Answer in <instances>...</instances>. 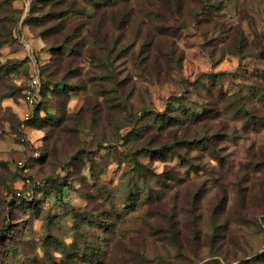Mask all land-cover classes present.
I'll return each instance as SVG.
<instances>
[{"label":"rangeland","instance_id":"374dc122","mask_svg":"<svg viewBox=\"0 0 264 264\" xmlns=\"http://www.w3.org/2000/svg\"><path fill=\"white\" fill-rule=\"evenodd\" d=\"M31 1L0 0V27L13 29L0 47V235L23 251L11 264H264V128H244L249 113L236 111L241 100L264 113L252 99L264 88V0H131L103 9L107 38L93 49L105 58L109 47L110 66L84 48L48 67L59 79L70 64L68 81L85 89L68 102L63 129L28 126L27 143L16 129L29 106L11 92L57 39L24 21ZM90 17L74 12L68 22L89 36L98 22ZM39 148L44 161L32 158ZM89 158L104 170L95 179ZM19 161L36 180L71 184L37 207L17 206L14 195L27 189ZM65 205L108 214L76 234L72 218H61Z\"/></svg>","mask_w":264,"mask_h":264},{"label":"trees","instance_id":"16d2710c","mask_svg":"<svg viewBox=\"0 0 264 264\" xmlns=\"http://www.w3.org/2000/svg\"><path fill=\"white\" fill-rule=\"evenodd\" d=\"M37 0H33L30 2V8L28 11V14L26 15L24 21L27 22V20L32 19L30 24L33 23V21L36 22V24L41 28L39 34L42 35L43 38H48L50 36L57 37L56 40H53L49 43H47V47L45 48L46 52L49 53V58L37 66L39 69L40 77H41V86H40V94L41 99L36 104V106L32 110L31 116L27 119L26 124L29 127H47L51 126L52 129L50 131H53L55 128L57 129H63L62 124L65 119H67V111L66 106L70 99L76 95L80 94L84 91L85 86L82 85H76L74 83H70L68 81L69 76L73 73V70L70 69V64L66 65L65 74L59 77V79H54V76L56 71H49V73L46 71L48 67H56L58 68L63 61L69 60L68 54L65 53L68 50H71L75 55H81L84 52L87 51V55L98 58L97 60L102 65L110 66V51L106 50L109 47L104 46L105 55H107L105 58H101V55H97V52L95 49H93V46H100L102 47L101 41H106V34H103L100 30V23L99 20L102 19V14L98 15L100 11H103V9H109L117 6L118 4L127 3L131 0H84L85 7L78 4L77 0H40L41 5L39 7L42 9L41 15H35L36 12L39 11V7L36 4ZM37 8V9H36ZM89 9L93 10L92 13H89ZM78 12V13H84L85 17H89V21L91 18L95 16L97 18L98 22H96V26L94 28L88 29L87 33L89 36L81 35L80 30L78 27H73L74 25L70 26L69 24V18L72 15V13ZM89 21H85L86 27L89 24ZM79 26V25H78ZM13 34L12 27L2 30L0 27V47L2 44L7 42ZM62 36V37H59ZM59 37V38H58ZM88 39L91 44V47L88 46ZM70 52V51H69ZM109 56V57H108ZM5 71V69L0 65V71ZM44 80V81H43ZM25 84L22 89L16 88L14 89L11 94H16L22 92V98H24L25 95ZM257 94H253L252 99L255 101H258L259 99L262 100L261 103H264V88L260 89L258 88ZM263 95L262 97H259ZM45 97L47 99H45ZM59 100V103L57 101V106L54 104L52 105L50 102L47 105V101H51L54 98ZM238 104L240 105L236 111H240L243 114L245 112L249 113L250 119L244 123V128L248 129H261L264 128V113H261L260 115L255 114L254 111L249 112L247 110V103L239 100ZM51 108H55L54 113H51ZM206 109V108H205ZM43 112V113H42ZM215 112V111H214ZM214 114V113H212ZM206 113L205 111L197 114H193L192 120L193 122H198L202 120L205 117ZM211 116V115H208ZM213 116V115H212ZM171 119V118H169ZM163 123L166 122L165 117L161 120ZM175 124H183L182 121H176ZM21 125V117L19 116L18 119V125L16 129V134L20 138V140L26 136L25 131L20 127ZM51 134V132L49 133ZM26 141L27 143L29 141ZM145 149V150H144ZM145 153H149L151 148L146 147L142 149ZM39 154L34 155L32 158L37 161H44L46 160L48 156L47 149L44 150L42 148H39ZM93 160V161H92ZM88 165L89 169V176L90 178H96L97 173H104V170L101 171L99 169L97 164H94V159L89 158L87 160V163H84ZM73 165V164H72ZM100 171V172H99ZM19 174L23 177V183H25L26 174L23 173V168L19 169ZM32 180L30 184H27V189H22L20 194L14 195V203L17 206H23V207H37L41 204L42 200L44 199V196H50L52 192H62L65 186L71 184L69 182V179H59L58 176H48L45 178H41L39 180H36L34 177L29 176ZM58 178V179H56ZM29 189H32V191H28ZM108 194L106 193L104 198H108ZM63 211V214L61 215V218L64 217H71L73 220V225L71 226V231H75L76 234L80 232L81 227L85 225H89L90 223L93 224V222L97 218L98 220H103V218H106L107 211L102 210L97 213H91L92 216H85V215H78L79 208H75L69 205H65L64 208H61ZM57 211H54V214ZM80 216V217H79ZM103 217V218H102ZM94 220V221H93ZM101 226V225H100ZM6 237V233L3 232L0 235V264H11L10 256H16L18 253L23 252L21 249L18 248V245L13 242V240H9L8 237L6 241V248H3V239L1 236ZM18 240V239H15ZM75 248L78 247L77 239L75 242L70 243ZM69 245V244H68ZM85 248V247H84ZM86 249V248H85ZM95 249L93 246H91V255H94ZM5 254V255H4ZM3 258L1 259V256ZM264 259V252L261 254V257L257 258V260ZM85 262V261H84Z\"/></svg>","mask_w":264,"mask_h":264},{"label":"built area","instance_id":"2783aa9c","mask_svg":"<svg viewBox=\"0 0 264 264\" xmlns=\"http://www.w3.org/2000/svg\"><path fill=\"white\" fill-rule=\"evenodd\" d=\"M40 86H41V77L39 73V69H35L34 73L29 78V81L26 85L25 89V95H24V102L29 106V109L26 110L21 118V125L20 127L24 130L27 126L26 121L31 116L33 108L36 106V104L41 99L40 94ZM23 140L26 138L23 137ZM39 153H36V155ZM19 164H23L22 161H19ZM23 170L26 169V164L21 165ZM32 182L31 178L27 175L25 178V183L30 184ZM21 192L18 191L17 194H20Z\"/></svg>","mask_w":264,"mask_h":264}]
</instances>
